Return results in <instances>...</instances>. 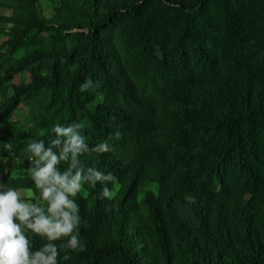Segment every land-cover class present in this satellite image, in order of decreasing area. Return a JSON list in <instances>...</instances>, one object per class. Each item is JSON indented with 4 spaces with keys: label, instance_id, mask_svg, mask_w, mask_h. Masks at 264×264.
Masks as SVG:
<instances>
[{
    "label": "trees",
    "instance_id": "trees-1",
    "mask_svg": "<svg viewBox=\"0 0 264 264\" xmlns=\"http://www.w3.org/2000/svg\"><path fill=\"white\" fill-rule=\"evenodd\" d=\"M52 1L0 0V186L36 191L27 145L71 123L117 179L59 264H264V0Z\"/></svg>",
    "mask_w": 264,
    "mask_h": 264
},
{
    "label": "clouds",
    "instance_id": "clouds-1",
    "mask_svg": "<svg viewBox=\"0 0 264 264\" xmlns=\"http://www.w3.org/2000/svg\"><path fill=\"white\" fill-rule=\"evenodd\" d=\"M95 86L87 80L80 91ZM52 131L56 138L47 148L43 140L27 145V172L36 190L33 199L22 197L15 188L0 186V264H59L62 251H83L77 196L85 184L95 187L97 183L105 185L101 198L113 195L107 185L117 183L114 174L81 163L85 154L110 152L109 144L105 141L89 147L80 123L56 125ZM114 136L119 139L121 133L117 130ZM4 147L10 150L12 146L7 143ZM30 235L46 242L34 249Z\"/></svg>",
    "mask_w": 264,
    "mask_h": 264
},
{
    "label": "rangeland",
    "instance_id": "rangeland-1",
    "mask_svg": "<svg viewBox=\"0 0 264 264\" xmlns=\"http://www.w3.org/2000/svg\"><path fill=\"white\" fill-rule=\"evenodd\" d=\"M57 6V3L55 1L52 0H39V9L42 13V15L45 18H51L54 15V11L55 8ZM0 13H5V14H9V11H2L0 10ZM5 39V35L0 33V43ZM19 77L18 75L15 76V81H18ZM27 112V109L25 107L21 108L20 113H18L17 115L13 116L10 115V119L12 118H16V117H21L22 115H24ZM151 188L155 189V186H151ZM19 191L21 192L22 197H27L29 199H33V192L29 189H19ZM39 202V201H36Z\"/></svg>",
    "mask_w": 264,
    "mask_h": 264
}]
</instances>
